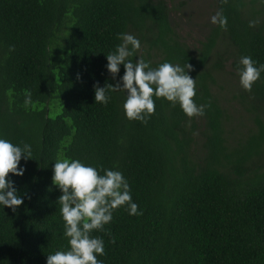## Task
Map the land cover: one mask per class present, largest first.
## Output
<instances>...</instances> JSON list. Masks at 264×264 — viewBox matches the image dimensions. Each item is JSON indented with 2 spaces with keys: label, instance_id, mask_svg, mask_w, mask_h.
<instances>
[{
  "label": "trees",
  "instance_id": "16d2710c",
  "mask_svg": "<svg viewBox=\"0 0 264 264\" xmlns=\"http://www.w3.org/2000/svg\"><path fill=\"white\" fill-rule=\"evenodd\" d=\"M185 5L0 0V139L32 150L18 165L23 176L9 173L24 203L15 213L0 205V264H47L48 255L70 250L62 192L52 180L63 159L120 171L143 211L134 216L122 206L104 231L91 233L104 241L103 264H264V72L251 92L237 73L242 56L264 64V0H214L213 15L223 11L227 30L209 22L193 48L170 20ZM120 33L141 43L133 62L191 64L193 99L210 105L205 114L189 118L179 103L154 96L147 123L129 120L124 90L108 92L107 105L96 103L97 84L123 86V64L115 79L106 67ZM228 75L256 128L234 146L214 91Z\"/></svg>",
  "mask_w": 264,
  "mask_h": 264
},
{
  "label": "clouds",
  "instance_id": "9594fccd",
  "mask_svg": "<svg viewBox=\"0 0 264 264\" xmlns=\"http://www.w3.org/2000/svg\"><path fill=\"white\" fill-rule=\"evenodd\" d=\"M222 2L226 3L227 0ZM210 22L227 30V17L222 10L211 16ZM257 23L255 20L250 21L249 27H255ZM118 39L122 42L114 52L106 55V67L115 79L123 64V86L120 81L104 87L97 84L94 86L96 103L107 105L111 99L108 92L124 90L127 99L123 107L129 120L147 123L155 113L154 96L165 98L174 106L179 103L189 118L205 114V109L210 105H197L193 99L197 92L196 79L188 75L193 70L191 64L186 63L181 67L164 62L152 68L143 57L133 62L130 58L141 48L140 41L128 33L118 34ZM14 50V45L9 47V52ZM256 63L251 56H242L237 67L240 84L248 92H251L254 83L264 72V64L257 67ZM31 103V92L25 90V107ZM22 156L25 161L32 158L31 145L24 144L21 148L6 139H0V205L10 208L14 213L24 200L14 187L9 173L23 176L25 169H18ZM100 171L104 174L101 175ZM53 172V184L62 192L58 203L61 205L60 211L65 221L64 236L69 240L70 250L48 255L47 264H103L97 256L106 255L104 241L100 237H93L91 233L104 231V226L113 220V211L122 206H126L130 215H143V211L132 200L128 181L118 170L101 168L98 171L79 160H57ZM111 242L115 243L114 237Z\"/></svg>",
  "mask_w": 264,
  "mask_h": 264
},
{
  "label": "rangeland",
  "instance_id": "374dc122",
  "mask_svg": "<svg viewBox=\"0 0 264 264\" xmlns=\"http://www.w3.org/2000/svg\"><path fill=\"white\" fill-rule=\"evenodd\" d=\"M176 6L185 3V7L171 13V24L179 37L189 47H197L207 31V24L213 16L214 0H175ZM180 8V6H178ZM230 71V67H226ZM217 82L215 92L222 100V107L228 116L227 133L231 146L242 140L248 133L255 132L252 117L245 113L236 103L233 95L236 94L234 81L226 76Z\"/></svg>",
  "mask_w": 264,
  "mask_h": 264
}]
</instances>
